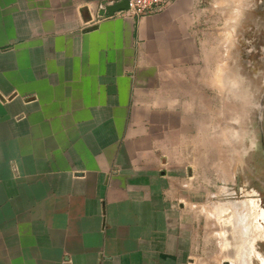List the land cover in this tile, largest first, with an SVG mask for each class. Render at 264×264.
<instances>
[{
  "label": "crops",
  "instance_id": "1",
  "mask_svg": "<svg viewBox=\"0 0 264 264\" xmlns=\"http://www.w3.org/2000/svg\"><path fill=\"white\" fill-rule=\"evenodd\" d=\"M119 1L0 0V264L232 262L202 215L224 12Z\"/></svg>",
  "mask_w": 264,
  "mask_h": 264
},
{
  "label": "rangeland",
  "instance_id": "2",
  "mask_svg": "<svg viewBox=\"0 0 264 264\" xmlns=\"http://www.w3.org/2000/svg\"><path fill=\"white\" fill-rule=\"evenodd\" d=\"M210 3L224 12L217 16L223 25V73H210L201 83L223 89L225 112L223 126L212 130L218 139L209 142V202L202 215L209 243L225 251L223 263L264 264V0ZM236 113L239 124L232 125ZM232 152L237 166L229 180ZM222 160L220 182L215 171Z\"/></svg>",
  "mask_w": 264,
  "mask_h": 264
},
{
  "label": "built area",
  "instance_id": "3",
  "mask_svg": "<svg viewBox=\"0 0 264 264\" xmlns=\"http://www.w3.org/2000/svg\"><path fill=\"white\" fill-rule=\"evenodd\" d=\"M176 0H129V8L125 11L133 16H144L173 4Z\"/></svg>",
  "mask_w": 264,
  "mask_h": 264
},
{
  "label": "water",
  "instance_id": "4",
  "mask_svg": "<svg viewBox=\"0 0 264 264\" xmlns=\"http://www.w3.org/2000/svg\"><path fill=\"white\" fill-rule=\"evenodd\" d=\"M129 8V0H121L116 4L107 7L106 11L109 15H113L115 12L125 10Z\"/></svg>",
  "mask_w": 264,
  "mask_h": 264
}]
</instances>
